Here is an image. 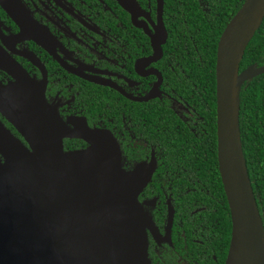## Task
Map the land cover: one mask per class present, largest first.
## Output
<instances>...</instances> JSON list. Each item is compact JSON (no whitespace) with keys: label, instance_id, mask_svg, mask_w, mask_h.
Listing matches in <instances>:
<instances>
[{"label":"flooded vegetation","instance_id":"af4514ba","mask_svg":"<svg viewBox=\"0 0 264 264\" xmlns=\"http://www.w3.org/2000/svg\"><path fill=\"white\" fill-rule=\"evenodd\" d=\"M9 1L12 13L0 5V48L18 70L0 68V83L25 74L42 90L66 134L63 152L87 147L75 137L84 130L114 140L126 184L140 186L148 264H225L231 221L215 97L204 34L193 21L194 11L197 21L215 17L214 0ZM240 116L239 100V138ZM259 169L248 180L264 230Z\"/></svg>","mask_w":264,"mask_h":264},{"label":"water","instance_id":"95a60500","mask_svg":"<svg viewBox=\"0 0 264 264\" xmlns=\"http://www.w3.org/2000/svg\"><path fill=\"white\" fill-rule=\"evenodd\" d=\"M0 5L14 12V2ZM263 17L264 0H243L215 47L216 157L231 221L225 264H264L238 129L240 86L264 66L238 67ZM15 66L0 48V68ZM0 116L30 148L0 122V264H148L140 186L126 184L114 140L84 130L75 137L87 147L63 152L62 125L25 74L0 83Z\"/></svg>","mask_w":264,"mask_h":264},{"label":"trees","instance_id":"16d2710c","mask_svg":"<svg viewBox=\"0 0 264 264\" xmlns=\"http://www.w3.org/2000/svg\"><path fill=\"white\" fill-rule=\"evenodd\" d=\"M242 1L214 0L212 4L209 3L216 15L215 17L211 15L208 23L197 21L201 16L194 11L193 21L195 20L196 32L199 33L200 38L204 34L203 44L207 48L209 89L212 101L216 42L226 21L236 12ZM253 63L257 67L264 66V17L243 52L238 71H243L246 66ZM243 83L239 90L242 155L249 179H251V174L257 170V165H260L261 175L258 178V184L264 191V75H258ZM255 156L259 162H256ZM262 196L264 197V192Z\"/></svg>","mask_w":264,"mask_h":264},{"label":"bare ground","instance_id":"6f19581e","mask_svg":"<svg viewBox=\"0 0 264 264\" xmlns=\"http://www.w3.org/2000/svg\"><path fill=\"white\" fill-rule=\"evenodd\" d=\"M228 264H237V263L234 262L233 260H230V261L228 262Z\"/></svg>","mask_w":264,"mask_h":264}]
</instances>
